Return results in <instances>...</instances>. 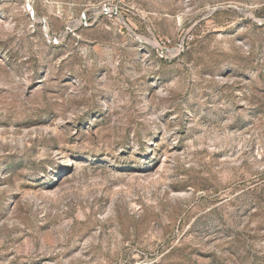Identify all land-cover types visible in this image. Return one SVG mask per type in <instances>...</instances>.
Masks as SVG:
<instances>
[{
    "label": "rangeland",
    "instance_id": "1",
    "mask_svg": "<svg viewBox=\"0 0 264 264\" xmlns=\"http://www.w3.org/2000/svg\"><path fill=\"white\" fill-rule=\"evenodd\" d=\"M104 1L0 0V264H264V0Z\"/></svg>",
    "mask_w": 264,
    "mask_h": 264
},
{
    "label": "built area",
    "instance_id": "2",
    "mask_svg": "<svg viewBox=\"0 0 264 264\" xmlns=\"http://www.w3.org/2000/svg\"><path fill=\"white\" fill-rule=\"evenodd\" d=\"M119 2L120 0H105L104 2H101L96 6L92 5L82 14L80 18V24L88 26L92 22V20L96 19L97 17L111 18L118 16ZM30 10L32 11V8ZM91 12H93V14Z\"/></svg>",
    "mask_w": 264,
    "mask_h": 264
}]
</instances>
